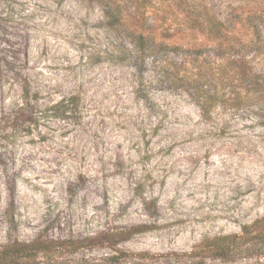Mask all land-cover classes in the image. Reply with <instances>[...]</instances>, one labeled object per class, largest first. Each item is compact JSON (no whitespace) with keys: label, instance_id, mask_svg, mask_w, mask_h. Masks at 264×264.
I'll list each match as a JSON object with an SVG mask.
<instances>
[{"label":"rangeland","instance_id":"1","mask_svg":"<svg viewBox=\"0 0 264 264\" xmlns=\"http://www.w3.org/2000/svg\"><path fill=\"white\" fill-rule=\"evenodd\" d=\"M133 29L168 49L123 52ZM231 40L250 42L241 52L263 73L264 0H0V62L17 60L41 109L81 97V116L14 131L4 115L21 87L0 72V245L147 224L119 248L186 252L264 216V94L207 120L158 72L166 55H222ZM227 264H264V253Z\"/></svg>","mask_w":264,"mask_h":264},{"label":"trees","instance_id":"2","mask_svg":"<svg viewBox=\"0 0 264 264\" xmlns=\"http://www.w3.org/2000/svg\"><path fill=\"white\" fill-rule=\"evenodd\" d=\"M131 37V48L123 45L121 50L136 58L168 49L145 32L133 29ZM247 44L250 42L231 40L225 45L221 42L216 47L224 51L222 55L206 53L208 46L190 50L181 58L166 55L158 62L160 81L190 94L204 119L213 118L218 108L239 111L264 94V72H255L251 61L241 52ZM16 61L8 56L0 62V66L5 67L0 71L1 76L21 87L20 99L4 115L7 128L14 131L31 128L42 116L62 119L81 116V97L75 93L62 95L46 109L39 108L37 95L31 94L28 79L13 70ZM11 72L19 78L11 76ZM148 227L147 224L109 225L94 235L83 237L55 238L40 234L30 241L9 239L0 245V264H206L207 259L227 264L264 253V216L243 224L240 232L206 237L186 252L129 253L119 248L122 242ZM96 247H106L111 252L102 258L81 255Z\"/></svg>","mask_w":264,"mask_h":264}]
</instances>
